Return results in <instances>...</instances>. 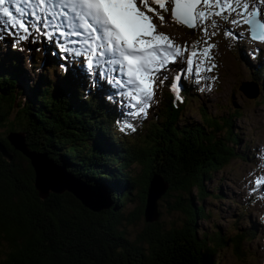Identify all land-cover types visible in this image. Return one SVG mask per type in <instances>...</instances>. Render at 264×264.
Here are the masks:
<instances>
[{
  "label": "trees",
  "instance_id": "1",
  "mask_svg": "<svg viewBox=\"0 0 264 264\" xmlns=\"http://www.w3.org/2000/svg\"><path fill=\"white\" fill-rule=\"evenodd\" d=\"M176 26L191 48L194 30ZM44 38H37L33 47H44ZM51 52L55 51L47 48L40 61L47 62V68L53 66L54 74L59 66V74L55 80L39 75L32 89L24 84V69L16 64L19 53L7 65L0 55V141L14 154L8 161L0 153V264H220L213 257L228 243L235 255L243 257L241 243L247 234L236 231L228 240L220 232L210 237L197 234L196 218L207 214L202 203L193 205L190 195L197 188L198 198L204 199V179L236 155L231 121L239 113L217 120L200 107L202 123L182 122L190 93L181 80L183 102L160 87L153 115L136 125L142 133L126 140L115 133L122 118L107 105V91L93 93L79 66ZM32 58L36 60V54ZM61 64L67 65V72ZM11 133H22L30 150L46 154L86 183L107 189L111 206L93 212L67 191L40 197L29 159L7 140ZM136 162L144 169L134 177L128 169ZM153 175L168 184L165 198L179 192L173 203H167L186 219L178 226L158 220L145 223L130 237L124 222L140 220ZM132 188L138 189L141 204L125 212Z\"/></svg>",
  "mask_w": 264,
  "mask_h": 264
},
{
  "label": "snow or ice",
  "instance_id": "2",
  "mask_svg": "<svg viewBox=\"0 0 264 264\" xmlns=\"http://www.w3.org/2000/svg\"><path fill=\"white\" fill-rule=\"evenodd\" d=\"M169 2L174 23L199 28L205 37L209 36L208 21L213 29L219 28L213 18L222 17L233 26L247 25L250 39L264 42L260 7L264 0H0V40L10 37L15 47L19 42L35 43L38 37H45L64 54L61 59L81 65L79 71L89 89L103 91L107 85L115 93L106 92L105 98L121 107L120 130L135 132L139 120L147 117L157 87L168 81L167 72H177L169 87L175 101L182 103L181 77L192 76L199 83L204 79L201 73L217 67L215 63L205 67L213 59L215 44L205 40L201 49L196 42L189 51L187 45L181 46L157 31L153 20L165 22L162 13L169 11ZM226 35L244 37L233 29H227ZM178 59L185 67L168 68ZM61 68L68 70L66 64ZM261 152L264 154V149ZM252 183V192L264 198V176Z\"/></svg>",
  "mask_w": 264,
  "mask_h": 264
},
{
  "label": "rangeland",
  "instance_id": "3",
  "mask_svg": "<svg viewBox=\"0 0 264 264\" xmlns=\"http://www.w3.org/2000/svg\"><path fill=\"white\" fill-rule=\"evenodd\" d=\"M166 6L169 11L162 13L165 22L161 24L158 18L153 20V23L157 25V31L169 35L175 43L181 46L187 45L190 48L183 31H180L170 18L172 4L169 2ZM153 7L158 9L156 5ZM260 7L261 19L264 20V5ZM232 18L235 19L236 17L233 16ZM213 19L221 27L213 29L211 20H209L208 37H205L199 28L193 29L194 43L199 42L201 49L206 46L205 40H208L209 44L216 45L211 50L213 59L205 67H210L211 63H215L217 67L212 72L201 73L204 79L200 80L199 83H195L192 76L181 77L190 93V101L184 110L182 122L202 123L200 107L204 108L207 116H212L217 120L238 112L239 114H236L231 121L232 129L237 136V144L235 145L236 155L231 161L223 168L216 170L210 179H204L203 183L207 196L200 200L197 195V188H193L190 192L193 205L202 203L207 214L206 217L196 218V231L200 237L205 234L210 237L212 234L220 232L225 240H228L236 231L247 234L241 243L243 257L239 258L235 255L232 245L228 243L223 248L217 249L213 257L214 261L218 260L220 264H264V198L259 192H252L254 187L252 182L264 176V154L261 152L264 149V42L252 41L247 25L243 27L233 26L226 23L222 17H214ZM227 29H233L236 33H243V39L229 37L226 35ZM213 31L216 33L214 36L212 35ZM5 40L9 41L12 38L9 37ZM5 40H0L1 58L7 65L12 56L19 53V60L16 64H20L24 69V84L32 89V83L41 74L48 75L50 80H55V76L60 72V67H55L54 74L52 72L54 67L47 68V62L41 63L40 60L47 48L55 51V55H64L56 45L49 44V41L44 38L45 46L40 50H37V45L33 47V43L27 47L26 42H19L15 46V51H12L13 43L7 45ZM190 49L192 50V48ZM9 51L10 55L8 54ZM33 54H36V60H33ZM197 59L200 60L202 57ZM77 66L81 67V65ZM178 67L183 68L185 65L181 62L168 65L170 69H178ZM175 72H167L168 81L158 87L169 89L171 77L174 76ZM164 74L161 73V75ZM157 84L159 85V81ZM200 88H204V91H199ZM92 92L94 93L95 90ZM107 105L114 108L121 117V107L112 102ZM152 112L153 107L151 106L148 109L147 117L144 119H148ZM122 126V124L117 123L115 133L126 140H134L138 132L142 133L138 129L135 132L127 130L122 132L120 130ZM143 169L144 166L140 162H136L128 170L134 177H137L142 174ZM155 186V189H160L163 186L162 180L156 181ZM262 190H264V186H262ZM138 193L137 188L131 189L129 201L124 206L125 212L134 210L137 205L141 204V200L137 196ZM178 193L176 191L170 192L171 197L168 199L163 194L158 200L160 214L158 221L167 226H178L186 219V214L183 212L169 208V202L170 204L173 203ZM145 223L147 222L142 215L135 224L124 222V228L127 234L133 237L144 227Z\"/></svg>",
  "mask_w": 264,
  "mask_h": 264
},
{
  "label": "water",
  "instance_id": "4",
  "mask_svg": "<svg viewBox=\"0 0 264 264\" xmlns=\"http://www.w3.org/2000/svg\"><path fill=\"white\" fill-rule=\"evenodd\" d=\"M7 140L15 150L29 159L35 172V187L40 197L45 198L50 192L63 193L67 191L74 195L84 207L93 212H99L111 206L112 199L107 189L86 183L67 171L65 166L53 162L46 154L30 150L25 144L22 133H11ZM0 153L8 161H11L14 156L2 141H0ZM160 180L162 178L159 175H153L146 191L143 216L147 223L156 222L160 215L158 200L168 187V184L162 180L163 186L158 190L155 189V182Z\"/></svg>",
  "mask_w": 264,
  "mask_h": 264
}]
</instances>
